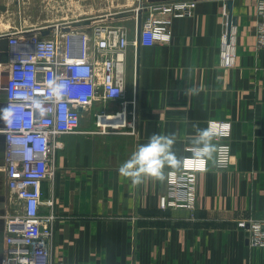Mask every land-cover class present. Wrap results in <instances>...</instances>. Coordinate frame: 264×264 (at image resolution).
Wrapping results in <instances>:
<instances>
[{
	"label": "crops",
	"instance_id": "crops-1",
	"mask_svg": "<svg viewBox=\"0 0 264 264\" xmlns=\"http://www.w3.org/2000/svg\"><path fill=\"white\" fill-rule=\"evenodd\" d=\"M225 5L226 0H197L190 16L173 21L169 42L141 46L137 76L136 46L130 44L127 78L135 52V79L127 89L136 104L127 126L98 127V114L121 110L118 101L99 98L82 110L76 132L58 137L60 147L53 174L43 181L40 207L41 214L55 216L54 264H264V247L252 246L239 226L242 220L264 222V48L257 42L256 0H233L238 62L233 68L221 66ZM130 38L135 40L134 32ZM8 69L0 64L4 236L11 206L3 138L8 96L1 86ZM192 88L198 94H185ZM212 121L231 123L232 160L228 169L209 162L197 174L194 209L161 207L169 172L182 167H166L163 180L145 178L136 187L120 175V165L153 133H175L172 150L184 161L192 155L193 126L207 128Z\"/></svg>",
	"mask_w": 264,
	"mask_h": 264
},
{
	"label": "built area",
	"instance_id": "built-area-1",
	"mask_svg": "<svg viewBox=\"0 0 264 264\" xmlns=\"http://www.w3.org/2000/svg\"><path fill=\"white\" fill-rule=\"evenodd\" d=\"M196 6L195 0L149 4L143 16L141 45L169 42L173 21L190 16ZM255 8L258 47L264 48V0H256ZM47 29L50 32L44 35ZM2 35H8L12 55L4 129L11 212L6 217L2 264H54L51 225L55 216L41 214L40 207L42 184L53 174L54 155L60 147L58 137L76 132L82 110L99 98L121 105L115 114L97 115V126L103 131L112 126L125 127L129 117H134L136 100L128 97L127 61L130 44H137L136 27L133 42L129 28L124 25L94 23L80 27L72 23L39 25L9 30ZM237 62L238 29L230 22L225 5L220 64L233 68ZM54 78L64 85L63 99L59 102L48 87ZM33 99L42 101L43 114L34 106ZM211 123L218 133L217 145L229 149L226 166H216L225 170L232 160L228 141L232 125L228 121ZM206 170L200 160L187 156L180 170L169 172L168 191L161 196V207L194 209L197 174ZM239 226L247 232L252 246L264 247L263 221L242 220Z\"/></svg>",
	"mask_w": 264,
	"mask_h": 264
},
{
	"label": "rangeland",
	"instance_id": "rangeland-1",
	"mask_svg": "<svg viewBox=\"0 0 264 264\" xmlns=\"http://www.w3.org/2000/svg\"><path fill=\"white\" fill-rule=\"evenodd\" d=\"M140 2L141 0H0V32L86 19H93L92 23L99 25H124L130 32H134L136 16L119 19L114 16L138 9ZM129 66L131 74L128 81L134 87L135 52L131 54Z\"/></svg>",
	"mask_w": 264,
	"mask_h": 264
},
{
	"label": "clouds",
	"instance_id": "clouds-1",
	"mask_svg": "<svg viewBox=\"0 0 264 264\" xmlns=\"http://www.w3.org/2000/svg\"><path fill=\"white\" fill-rule=\"evenodd\" d=\"M48 87L57 102L63 99L64 85L58 82V78L50 80ZM189 93L196 95L198 90L187 89L185 94ZM32 102L43 114L45 110L41 107L42 101L33 99ZM193 127L195 134L190 148L193 158L200 160L205 170L209 162L217 167L226 166L229 149L214 143L218 136L215 124L209 122L207 128H200L198 125ZM224 127L227 128L228 125ZM175 142V133H153L147 143L138 145L131 156L120 165V175L129 178L133 187L139 186L145 178L163 180L166 167L180 169L183 164V158L177 157L172 150Z\"/></svg>",
	"mask_w": 264,
	"mask_h": 264
},
{
	"label": "water",
	"instance_id": "water-1",
	"mask_svg": "<svg viewBox=\"0 0 264 264\" xmlns=\"http://www.w3.org/2000/svg\"><path fill=\"white\" fill-rule=\"evenodd\" d=\"M176 0H141L140 6L137 10H130L126 11L123 13L116 14L114 17L119 19V18H127L130 16H136V76L139 73V68H140V57H141V33H142V26H143V16L144 12L147 10V6L149 4H154V3H161V2H172ZM197 1V0H195ZM226 5L227 9L229 10V19L232 24L237 23L236 17L233 16V0H226ZM93 19H86L82 21H77L72 23L73 26H87L92 24ZM49 29L45 30L43 32L44 35L49 34ZM11 47L9 45V37L8 35L0 36V64H5L9 65L11 61ZM8 74L9 72H6V79L4 80L3 85L1 86L2 90L5 92L7 96V84H8ZM136 85H137V79H136ZM8 105V100L4 104L5 112L7 109ZM4 126L6 127V117L4 121ZM4 139H6V136H3ZM2 152L5 153L4 146H2ZM4 247V232L0 231V250H3ZM3 262V254L0 251V264Z\"/></svg>",
	"mask_w": 264,
	"mask_h": 264
}]
</instances>
